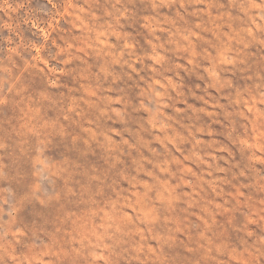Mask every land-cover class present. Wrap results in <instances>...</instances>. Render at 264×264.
Wrapping results in <instances>:
<instances>
[{"label": "rangeland", "instance_id": "374dc122", "mask_svg": "<svg viewBox=\"0 0 264 264\" xmlns=\"http://www.w3.org/2000/svg\"><path fill=\"white\" fill-rule=\"evenodd\" d=\"M0 264H264V0H0Z\"/></svg>", "mask_w": 264, "mask_h": 264}]
</instances>
